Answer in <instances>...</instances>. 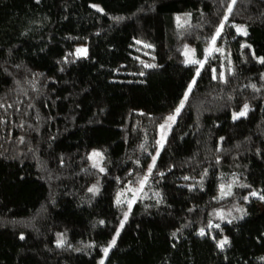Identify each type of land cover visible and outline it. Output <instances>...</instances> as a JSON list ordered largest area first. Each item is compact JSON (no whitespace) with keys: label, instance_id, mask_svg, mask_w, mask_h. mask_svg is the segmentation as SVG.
<instances>
[{"label":"trees","instance_id":"1","mask_svg":"<svg viewBox=\"0 0 264 264\" xmlns=\"http://www.w3.org/2000/svg\"><path fill=\"white\" fill-rule=\"evenodd\" d=\"M229 4L0 0V264H264V0Z\"/></svg>","mask_w":264,"mask_h":264},{"label":"rangeland","instance_id":"2","mask_svg":"<svg viewBox=\"0 0 264 264\" xmlns=\"http://www.w3.org/2000/svg\"><path fill=\"white\" fill-rule=\"evenodd\" d=\"M92 7L98 8V5L97 4H92ZM236 28H242L243 29V27H241V26H237ZM210 42L208 44H206L207 45L206 49H208L210 47ZM211 46L214 47V48L223 49L222 52L226 53V50L224 48V44L221 41H218L217 39H216L215 45H211ZM78 49H86V44H77V45L74 46V49L72 51V55L74 57H85L86 54H87V49H86V53L83 54V55L78 53V51H77ZM186 51L188 53L187 56L185 55ZM213 52H217V51H213ZM219 53L221 54V52H219ZM208 56L209 55L206 52V58ZM184 57H185L184 58L185 61H186V59H194V60H196L194 58V56H193L192 50L189 49V48H185L184 49ZM202 61H204V60H202ZM196 64H197L196 73H195V75H194V77H193V79H192V81L190 83H192L193 80H195V77L197 76V69H199V67H200L199 63H196ZM183 98H184V96L182 97V99ZM181 100H180V102H181ZM179 106H180V103H179L178 107ZM243 109H244V107L242 109H240L239 111L232 113V118H233L234 114H237V113L241 112ZM167 117L168 116H166L158 125L157 133H158L159 143H158V147L156 148V150H155V152L153 154V157H155L157 155V153H158V151L160 149V146H161V142H162L163 138L165 137L166 133L168 132V130L170 128L168 125L170 124V126H171V124L173 123V122L167 121ZM161 125H165V127L162 129ZM94 153H99L100 155L96 156V155H94ZM153 157H152V160H153ZM91 158H92V161H93L94 165H101L102 158H103L102 151L101 150H93V152H91ZM151 163L149 164L148 169L150 168ZM145 177H146V175H143V176L139 177L138 179H135L132 184L127 185L125 187V189L119 193L118 201H120L121 203H123L125 205L126 211L131 207L132 203L137 198H141V197H143L146 194V180H145ZM120 227H121V224L118 225V227L116 229V233H117V230L120 229ZM114 237H115V235H114ZM112 239H113V237H112ZM112 239L110 240V242L112 241ZM105 257L106 256H105V254L103 252L102 257L100 258V260H99V262L97 264H100L101 261L104 262Z\"/></svg>","mask_w":264,"mask_h":264},{"label":"snow or ice","instance_id":"3","mask_svg":"<svg viewBox=\"0 0 264 264\" xmlns=\"http://www.w3.org/2000/svg\"><path fill=\"white\" fill-rule=\"evenodd\" d=\"M235 3H236V0H232V4H229V5H228V12H229V13L232 11V5L235 4ZM117 19H122V18H117ZM177 19L179 20V17H178ZM227 19H228V17H227V15H226V16L224 17V20L226 21ZM224 26H225V25H224V21H222L221 24H220V26L217 28L216 33H215V34L213 35V37L211 38L210 47H209L208 49H206V52L208 53V55H211L213 51H217V52H222V51H223V49H220V48H214V47H212L211 45H215L216 39H217V37L220 36L221 31L223 30ZM237 31H238V32H242V31H244V30H243L242 28H237ZM244 34L246 35L247 33L244 32ZM137 43H139V41H138ZM147 47H151V45H147ZM77 51H78V53H80L81 55H83V54L86 53V49H78ZM185 55H186V56L188 55L187 51H186ZM261 62L264 63V59H262ZM185 63H191V64L199 63L201 67H203V65H204V61H202V60H201V61H196V60H194V59H186ZM152 66H153V65H146V67H152ZM213 71L215 72V69H214ZM197 75H199V69H197ZM213 78L215 79L216 77L214 76ZM219 78H220V79H223V73H222V72L220 73V77H219ZM194 83H195V80H193V82L189 84V86H188V90L185 92V94H184V98H183V99L181 100V102H180V106L175 110L176 114H178V113L180 112L181 108H183L184 103H185V101H187L188 96H189V93L191 92ZM247 111H248V106L245 105V106H244V109H243L241 112H239V113H237V114H234L233 119H237L238 117H241V116L246 115ZM175 119H176V115H175V114H174V115H170V116L167 117V121H170V122H174ZM168 126L170 127V124H169ZM164 127H165V125H161V128H162V129H163ZM161 146H162V143H161ZM94 155L99 156L100 154H99V153H94ZM154 164H155V157H153V165L150 166V170H151V167L154 166ZM101 170H103V169H101ZM146 179H147V177H145V180H146ZM229 188H230V186H229ZM222 190H223V186H222ZM90 191H93V190L90 189ZM223 194H224V195H228V194H230V192H225V193H223ZM252 195H257V193H252ZM260 199L264 200V196H261ZM127 216H128V213H125V214H124V220H125V221L127 220ZM123 224H124V221H121V228L123 227ZM217 227H219V225H217ZM117 235H119V229L117 230ZM201 235H203V230H201ZM227 242H228V241H227V239L225 238L224 241L219 242L218 246L222 248L225 244H227ZM59 243L62 244L63 241H60ZM115 243H116V238L113 237V239H112V241L110 242L108 248H105V249L103 250L105 256L107 255V253H108V251H109V248H111L112 246H114ZM100 264H103V261H101Z\"/></svg>","mask_w":264,"mask_h":264}]
</instances>
